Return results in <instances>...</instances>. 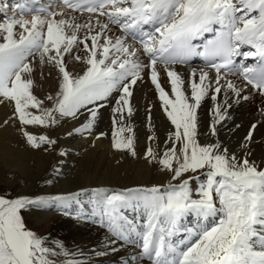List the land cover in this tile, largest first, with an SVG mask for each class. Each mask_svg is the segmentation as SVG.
Here are the masks:
<instances>
[{"label":"snow or ice","instance_id":"snow-or-ice-1","mask_svg":"<svg viewBox=\"0 0 264 264\" xmlns=\"http://www.w3.org/2000/svg\"><path fill=\"white\" fill-rule=\"evenodd\" d=\"M45 67L53 86L39 97L35 71ZM144 84L156 100L143 118L144 162L165 179L0 193V264H264V158L250 151L264 126V0H0V98L33 150L67 155L61 124L65 137L95 143L108 116L111 148L139 158L134 93ZM255 96L259 119L226 141L230 121L240 128L230 109ZM52 207L103 227L102 243L70 249L27 226V211Z\"/></svg>","mask_w":264,"mask_h":264},{"label":"bare ground","instance_id":"bare-ground-1","mask_svg":"<svg viewBox=\"0 0 264 264\" xmlns=\"http://www.w3.org/2000/svg\"><path fill=\"white\" fill-rule=\"evenodd\" d=\"M9 1L11 2V0ZM195 65L197 64L193 66ZM72 67L77 66L72 65ZM229 78L239 83L236 75ZM53 79L48 78L47 67L43 70L37 68L34 77V94L39 97L46 94L53 86ZM147 101L156 104L153 86L150 84L137 87L134 93V104L140 112V116L134 119L135 145L139 158L111 148V123L108 116H105L98 125L99 130L107 132L108 135L96 139L95 143L81 135L74 138L65 137L62 128L69 127L68 124L56 127L55 134L59 136L61 146L67 151V155L61 157L58 150L44 153L28 147L16 127L13 126L12 106L0 98V181L8 184L18 182L22 188L25 187L23 189H26L27 194L32 193V188L35 186L38 187V194H46L55 191H76L78 186L123 188L137 185L150 186L152 183L160 182L165 178L160 175L156 167L145 164L143 156V149L148 143L146 140L148 129L143 119ZM260 103L261 98L255 96L254 99L250 98L248 101L234 104L229 115L235 124L240 125V128L239 130L235 129L234 124L230 121L222 129V137L234 144L247 131L253 119H259L257 108ZM202 112L204 115L208 114L207 106L202 108ZM152 116L153 123L159 126L161 112L158 106L154 108ZM5 121L7 124L4 123ZM40 130L39 127L34 129L36 134H39ZM250 151L252 158L258 163L264 158V126L258 125L254 130ZM58 161H62V164H58ZM54 165L60 167L61 171L53 173ZM47 179H52L53 183L45 184ZM86 202L87 198L85 197ZM56 211L59 210L55 207L39 209V214L45 217ZM126 214L131 217L135 216L136 212L134 209H128ZM43 217L38 216L37 219ZM70 220L69 223L67 220V224H63L57 229V234L67 247L87 252L93 246L98 247L102 243L103 227L93 221L82 220V224H77V221ZM73 235L76 236L75 240ZM120 255L123 256L124 253L121 252ZM113 259L114 257H99L96 264H104V262L111 264ZM145 264H147L146 261Z\"/></svg>","mask_w":264,"mask_h":264},{"label":"rangeland","instance_id":"rangeland-1","mask_svg":"<svg viewBox=\"0 0 264 264\" xmlns=\"http://www.w3.org/2000/svg\"><path fill=\"white\" fill-rule=\"evenodd\" d=\"M32 188V193L38 194V187ZM25 188V187H23ZM18 182L13 184H8L3 181H0V193H25L27 194L26 189H23ZM43 217L39 214V209H32L25 213V221L27 226L30 229L35 230L38 234L44 235L48 240H62V238L57 234V229L63 224L69 223L73 219L77 221V224H82V220H77L75 217L70 215H64L61 211H56L48 216L43 217L42 219H37V217ZM68 220V222H67ZM70 220V221H69ZM67 222V223H66ZM73 239H76V236L73 235ZM103 261V260H102ZM108 264V262H104Z\"/></svg>","mask_w":264,"mask_h":264}]
</instances>
